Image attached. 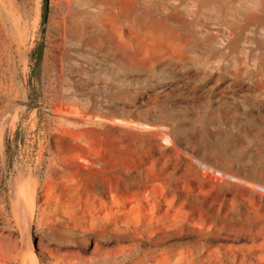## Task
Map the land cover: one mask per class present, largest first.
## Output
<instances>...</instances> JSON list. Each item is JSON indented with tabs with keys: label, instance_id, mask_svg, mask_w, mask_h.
Returning <instances> with one entry per match:
<instances>
[{
	"label": "rangeland",
	"instance_id": "obj_1",
	"mask_svg": "<svg viewBox=\"0 0 264 264\" xmlns=\"http://www.w3.org/2000/svg\"><path fill=\"white\" fill-rule=\"evenodd\" d=\"M42 10L0 0V264H264V0Z\"/></svg>",
	"mask_w": 264,
	"mask_h": 264
},
{
	"label": "trees",
	"instance_id": "obj_2",
	"mask_svg": "<svg viewBox=\"0 0 264 264\" xmlns=\"http://www.w3.org/2000/svg\"><path fill=\"white\" fill-rule=\"evenodd\" d=\"M48 8H49V0H43V10H42V20H41L42 33L44 32V28H45ZM37 48H38L37 58L40 59L42 55L43 44L38 45Z\"/></svg>",
	"mask_w": 264,
	"mask_h": 264
},
{
	"label": "bare ground",
	"instance_id": "obj_3",
	"mask_svg": "<svg viewBox=\"0 0 264 264\" xmlns=\"http://www.w3.org/2000/svg\"><path fill=\"white\" fill-rule=\"evenodd\" d=\"M27 258V257H26ZM22 259V258H21ZM28 259H30V258H28ZM20 264H29V261L28 260H26V259H23L22 261H21V263Z\"/></svg>",
	"mask_w": 264,
	"mask_h": 264
}]
</instances>
